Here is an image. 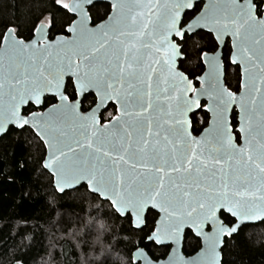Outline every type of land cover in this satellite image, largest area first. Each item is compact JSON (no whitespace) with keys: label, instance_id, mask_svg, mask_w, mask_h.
<instances>
[{"label":"snow or ice","instance_id":"1","mask_svg":"<svg viewBox=\"0 0 264 264\" xmlns=\"http://www.w3.org/2000/svg\"><path fill=\"white\" fill-rule=\"evenodd\" d=\"M13 136L53 206L88 204L85 244L123 234L122 264H226L264 226V0H36L0 25Z\"/></svg>","mask_w":264,"mask_h":264},{"label":"trees","instance_id":"2","mask_svg":"<svg viewBox=\"0 0 264 264\" xmlns=\"http://www.w3.org/2000/svg\"><path fill=\"white\" fill-rule=\"evenodd\" d=\"M34 2L0 0V25L12 22L13 15L17 21L27 18ZM237 73L228 69L232 90L238 88ZM37 158L35 149L18 144L15 136L0 141V264H16L24 251L28 264H122L110 249L122 246L123 234L109 236L103 245L94 239L85 244L88 204L66 198L53 206L48 177L36 171ZM232 243L223 253L226 264H264V226L245 230Z\"/></svg>","mask_w":264,"mask_h":264},{"label":"flooded vegetation","instance_id":"3","mask_svg":"<svg viewBox=\"0 0 264 264\" xmlns=\"http://www.w3.org/2000/svg\"><path fill=\"white\" fill-rule=\"evenodd\" d=\"M229 41V43H230V40H228Z\"/></svg>","mask_w":264,"mask_h":264},{"label":"water","instance_id":"4","mask_svg":"<svg viewBox=\"0 0 264 264\" xmlns=\"http://www.w3.org/2000/svg\"><path fill=\"white\" fill-rule=\"evenodd\" d=\"M228 40H230V38H228Z\"/></svg>","mask_w":264,"mask_h":264}]
</instances>
